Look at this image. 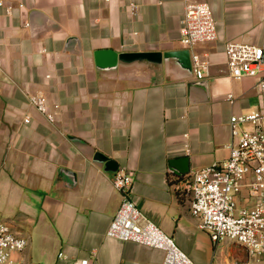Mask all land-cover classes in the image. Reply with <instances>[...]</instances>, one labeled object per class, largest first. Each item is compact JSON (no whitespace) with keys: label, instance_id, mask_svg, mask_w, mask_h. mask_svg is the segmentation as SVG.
<instances>
[{"label":"crops","instance_id":"obj_1","mask_svg":"<svg viewBox=\"0 0 264 264\" xmlns=\"http://www.w3.org/2000/svg\"><path fill=\"white\" fill-rule=\"evenodd\" d=\"M196 1L210 4L218 37L188 47L181 41L184 0H4L0 223L27 240L16 258L26 264H162V249L107 235L121 203L113 184L118 170L132 174L131 195L143 216L195 264L247 258L243 245L227 250L226 239L212 240L178 183L229 156L232 115L264 110V71L231 77L225 51L228 42L264 41V0ZM33 10L56 25L33 35ZM70 36L80 40L76 52L65 50ZM98 49H189L191 62L197 54L209 64L201 79L194 71L190 76L179 59L167 62L162 81L108 75L96 66ZM198 80H208V89L191 83ZM36 93L46 96L51 109L58 105L55 121L30 103ZM72 136L108 156L117 169L94 162ZM179 158L186 163H172ZM257 198L245 188L238 204L249 206ZM256 264H264V254Z\"/></svg>","mask_w":264,"mask_h":264},{"label":"built area","instance_id":"obj_2","mask_svg":"<svg viewBox=\"0 0 264 264\" xmlns=\"http://www.w3.org/2000/svg\"><path fill=\"white\" fill-rule=\"evenodd\" d=\"M184 2L182 43L192 47L217 39L210 4L196 0ZM0 6H4V0H0ZM225 51L231 77L257 76L264 71V41L261 44L228 42ZM192 62L196 77L203 78L208 60L193 54ZM261 86L264 88V82ZM228 98L232 99L233 95L230 93ZM29 101L50 121L56 120L58 105L51 109L46 96L32 94ZM24 121L29 122L30 117L26 115ZM230 130L229 156L185 176L179 181L178 189L190 196L192 213L200 217L201 228L214 242L231 239L246 248L247 258L229 264H256L264 254V110L232 115ZM250 174L252 178L248 180ZM113 184L121 194V203L107 230L109 237L162 249V264H195L172 236L143 216L131 195L133 176L130 172H115ZM245 188L258 198L252 205L240 206L238 196ZM26 245L23 236L7 223H0V264H26L15 257ZM81 264H89L88 259H83Z\"/></svg>","mask_w":264,"mask_h":264},{"label":"water","instance_id":"obj_3","mask_svg":"<svg viewBox=\"0 0 264 264\" xmlns=\"http://www.w3.org/2000/svg\"><path fill=\"white\" fill-rule=\"evenodd\" d=\"M30 29L33 35H36L42 28L55 26L56 24L48 18L42 11L33 10L30 14L29 21ZM81 47L78 37L70 36L65 45V50L76 52L77 48ZM170 59L181 60L182 67L188 70L191 74L193 65L191 62L189 49L173 50V51H142V52H122L117 53L111 49H98L95 51V62L97 68L104 74L119 76L139 75L147 80L156 79L162 81L165 73V66ZM192 84H198L209 87L208 80L192 81ZM71 139L83 150L93 156L94 162L99 165L106 164V168L117 169L114 161L104 155L100 151H96L80 138L72 136ZM172 163H186L185 158L176 159ZM183 167H179V172H185Z\"/></svg>","mask_w":264,"mask_h":264},{"label":"rangeland","instance_id":"obj_4","mask_svg":"<svg viewBox=\"0 0 264 264\" xmlns=\"http://www.w3.org/2000/svg\"><path fill=\"white\" fill-rule=\"evenodd\" d=\"M227 241L225 242V244H223L227 250H229L230 247H232L234 250L238 249L237 243L235 240H231V239H226ZM237 243V244H236ZM241 245V244H239Z\"/></svg>","mask_w":264,"mask_h":264}]
</instances>
